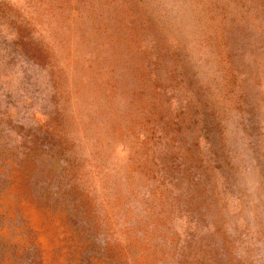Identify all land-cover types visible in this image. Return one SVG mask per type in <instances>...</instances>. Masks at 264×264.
I'll use <instances>...</instances> for the list:
<instances>
[{
  "label": "rangeland",
  "instance_id": "obj_1",
  "mask_svg": "<svg viewBox=\"0 0 264 264\" xmlns=\"http://www.w3.org/2000/svg\"><path fill=\"white\" fill-rule=\"evenodd\" d=\"M0 264H264V0H0Z\"/></svg>",
  "mask_w": 264,
  "mask_h": 264
}]
</instances>
